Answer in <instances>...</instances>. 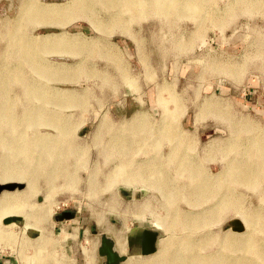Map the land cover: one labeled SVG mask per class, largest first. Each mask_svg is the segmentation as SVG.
Wrapping results in <instances>:
<instances>
[{"label": "rangeland", "instance_id": "374dc122", "mask_svg": "<svg viewBox=\"0 0 264 264\" xmlns=\"http://www.w3.org/2000/svg\"><path fill=\"white\" fill-rule=\"evenodd\" d=\"M98 1L0 0V77L20 61L13 36L21 29L39 42L35 56L45 71L55 73L25 65L23 76L62 99L45 105L58 113L67 132L61 145H68L56 157L62 162L47 161L56 175L62 167L53 184L42 175L31 188L16 182L20 188L0 190L17 200L0 202V254L19 264H99L100 232L123 254L126 232L147 227L158 231L156 250L119 264H173L168 254L179 248L185 257L190 245L210 264L221 255L264 264V251L247 249L248 241L264 244V178L253 187L226 173L253 138L264 144V0H185L171 11L161 0H138L131 11L120 0ZM86 4H95L93 13ZM32 10L64 14L36 20ZM121 11L122 23L113 24ZM10 87L6 94L0 88V107L11 97L20 110L22 88ZM178 151L191 162L186 169L218 183L217 195L194 196L214 191L197 190L173 158ZM152 163L166 173L167 193ZM221 193L238 204L219 212ZM228 238L238 247L228 248Z\"/></svg>", "mask_w": 264, "mask_h": 264}, {"label": "bare ground", "instance_id": "6f19581e", "mask_svg": "<svg viewBox=\"0 0 264 264\" xmlns=\"http://www.w3.org/2000/svg\"><path fill=\"white\" fill-rule=\"evenodd\" d=\"M109 1L110 0H102V1H98V3L100 4V6H103V5H108L107 3ZM120 1H119V3H121V5H124L126 8H129L128 9L129 11L136 8L137 4L139 2L138 0H120ZM160 2L161 3H158L155 0V4L158 3L162 9L169 8L171 11V10H175L181 2L185 3V0H161ZM158 4H157V6H158ZM79 5L80 4H78V6ZM94 7H95V4H86V9L88 12L87 14H89V12L93 13ZM134 10H137V9H134ZM25 12H26V10H25ZM122 13H123V11L118 13L119 15L117 14L115 17L112 18L111 21H113V24H119L123 20V17H121V15H120ZM58 14L61 17L60 14H64V13L63 12H51L50 11V12H45V13L41 14L40 12L38 13V11H36V10H32L31 12L28 13V15H30L31 17L34 16L35 17L34 19H36V20H41V19L45 20L47 18H51L54 16L56 17ZM131 14H133V13H131ZM24 15H25V13H24ZM26 16H27V14H26ZM95 22H96L95 24L97 25V28H102L104 26L99 21H95ZM17 26H16V29H17ZM11 33H10V35H11ZM13 37H15L17 40V42H16V44H17L16 45L17 46L16 53L20 57V61L18 62V64L15 66V68L13 70L11 69L13 66L10 68V70H12V71H11V75L8 74L9 78L6 79L5 77H3V78L0 77V88L3 89L2 94L3 93L6 94L7 91L9 92V90L11 89L10 86L13 83L19 84V87L22 88V93H24V99H25L24 101L25 102L21 101L22 99L19 100L18 103L20 104V106H19L20 110H18V107L16 106L17 105V102L15 100L16 98L12 99L10 97L9 101L6 100L5 104L0 107V184L1 185H7V184H14L16 182H26L28 187L31 188V186H34V183L36 182V180L39 179V177L42 175L46 176L47 181L48 182L52 181V184H53L55 176L58 177L57 175L63 174L61 171L62 167L59 168V171H58V169L57 170L55 169V171L59 173L56 175L53 169H51L52 171H50V169L49 170L46 169L47 161H50V160L54 161V159L57 156L63 155V153H64L63 151L65 149H62V148H64L65 145L66 146H68V145L64 144V143H63L64 145H61V143L63 142V140H64L63 137L66 135L67 132H66V128H64L63 124L60 121L59 122L57 121V114L58 113L56 114V111H53L54 108L52 110L47 109L45 104L51 103L54 106H56V105L58 106L59 103H57V102H60L62 99L57 101L58 95H56L53 91H47L45 88H43L40 85H37V84L35 85L32 82L29 83L28 80H26L27 77L23 76V67L25 65L29 66L36 73H43L44 74L46 72L45 67L41 64V62L35 56V53H36L37 49L39 48V42L33 43V40H32V42L30 41L31 39L28 40L29 38L27 39V37L23 33V30H21V29H19V32H17ZM12 46H14V45H12ZM15 47H13V48H15ZM16 49H14V51ZM9 54H11V53H9ZM46 74L49 78H52L55 75V73H53L50 70L47 71ZM61 75H62V73H61ZM9 87H10V89L8 90ZM17 97L22 98V97H20V95ZM19 98H17V99H19ZM59 98H60V96L58 97V99ZM61 98H63V97L61 96ZM36 101H37V104L33 103ZM63 101H65V100L63 99ZM63 104H65V103H63ZM60 117L58 115V118H60ZM42 126H49L52 128H56L57 133H55V134H49L48 133L49 136L42 137L40 131L38 130V128L42 127ZM28 128L29 129L34 128V130L28 133L27 132ZM120 140L122 142H125L121 138H120ZM261 140H262L261 137H258L257 139L253 138L249 142L250 144L246 145L247 148L245 151V153H246L245 156L241 160L236 161L230 165V170L226 172V173H228V177H232V180L234 179L237 182H242V183H245L248 185L252 184L253 187H255L256 184H259L258 178H262V177L264 178V144L262 145L263 141H261ZM110 146H111V144H110ZM70 150H71V148L69 150H66V151H70ZM66 153H68V152H66ZM184 156H182L178 151V152L174 153L173 158L176 160H178V159L180 160V162L177 161V164H178V166H182V168L180 169L182 172L187 173L189 176L191 175V177L193 176L194 179L192 182L195 185L199 184L198 187H200V188H197V190L198 191L199 190L214 191L212 193H201V194H199L197 192V194L194 196H196L198 198H205V197L213 196L214 194H216L215 193L216 189L217 190L219 189V187H218L219 185H217L218 183L217 184L216 183H210L207 178H199L198 176L196 177V175H194V173H195L194 170L186 169V167L190 168L191 162L188 159H186ZM254 156H256V158H258L259 160L255 161L254 160L255 158L254 159L252 158ZM249 157H251V159L248 160ZM57 160L61 161V160L56 158V161ZM56 163L53 162V164L56 166H57V164H60V163H57V164ZM53 164H51V165H53ZM63 164H65V162H63ZM65 165H64V167H65ZM151 167L153 169L152 170V177L155 178L158 187L163 192L167 193L170 190V187L168 185V177H167L166 173L164 171H162V169H160L161 166H159V165L152 163V166H150V168ZM53 168H56V167L54 166ZM125 168H128V169L130 168L129 163L125 164ZM60 171H61V173H60ZM133 171L131 169V172H133ZM64 172H65V174L68 173V172L66 173V167H65ZM196 173H197V171H196ZM65 176H67V175H65ZM71 177H72V175H71ZM213 180H216V179L213 178ZM49 185L51 187L53 186L51 184H49ZM195 187H197V186H195ZM14 194L15 193H5V192L2 193L0 196L1 204L5 205V203H6L7 205H5V206H10L11 204L13 205V203H14V205H15L17 200L15 197L16 195L14 196ZM172 196H175V195L169 194V197H172ZM219 199L220 200L225 199V201H224L225 204L224 203L221 204L220 200L219 201L217 200L218 204L219 205L221 204L219 212H221L225 208H231L232 206H235L238 204L236 199L234 198V196H232L229 193H227V194L221 193L219 196ZM0 208L2 209V207H0ZM10 208H12V207H10ZM10 208H7V209H10ZM179 223L184 224L183 222H179ZM190 225L193 226L194 224L190 223ZM228 239L229 240H227V242H226V246L228 248H230L231 246L232 247L235 246V244L238 247V242L233 241V240L231 241L230 238H228ZM189 248H191V249L188 250L189 254L187 256L186 255H185V257L183 256V254L185 253L184 250L177 248L175 250H172L171 254H168L169 256H167V259L169 261H171L173 264H210V258L208 256L205 258H202L200 255H197L196 253L195 254L192 253L193 252L192 248H194V245H190ZM247 249L250 252H260V255H261V253H263L262 251H264V244H261V243L259 244L257 242L248 241L247 242ZM38 257L40 258V256H38ZM233 262L234 261L230 260L229 257H227V258L222 257V255H221L220 258H218L217 263H215V264H233ZM237 264H247V263L237 262Z\"/></svg>", "mask_w": 264, "mask_h": 264}, {"label": "water", "instance_id": "95a60500", "mask_svg": "<svg viewBox=\"0 0 264 264\" xmlns=\"http://www.w3.org/2000/svg\"><path fill=\"white\" fill-rule=\"evenodd\" d=\"M14 186L18 188L21 184H7L1 185V189H12ZM65 213V212H62ZM19 221V218H14ZM8 218L3 219L7 222ZM158 238V231L156 229L147 227H133L125 234L126 253H119L115 249L114 240L105 233H99L98 244L96 246V253L103 258L101 264H119L131 255H146L156 250V239Z\"/></svg>", "mask_w": 264, "mask_h": 264}, {"label": "crops", "instance_id": "0c3cea01", "mask_svg": "<svg viewBox=\"0 0 264 264\" xmlns=\"http://www.w3.org/2000/svg\"><path fill=\"white\" fill-rule=\"evenodd\" d=\"M97 246V245H96ZM99 257V256H98ZM103 261V260H102ZM102 261H100L102 263ZM99 263V264H101ZM0 264H19L18 262H16L14 259H12L11 257H8L6 255H1L0 254ZM74 264H76L74 262ZM78 264H84V259H82Z\"/></svg>", "mask_w": 264, "mask_h": 264}]
</instances>
